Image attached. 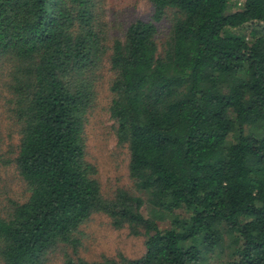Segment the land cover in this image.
I'll return each mask as SVG.
<instances>
[{
	"label": "trees",
	"instance_id": "16d2710c",
	"mask_svg": "<svg viewBox=\"0 0 264 264\" xmlns=\"http://www.w3.org/2000/svg\"><path fill=\"white\" fill-rule=\"evenodd\" d=\"M148 2L111 37L101 0H0V264H264V0ZM99 87L138 195L90 162ZM97 213L143 253L75 255Z\"/></svg>",
	"mask_w": 264,
	"mask_h": 264
},
{
	"label": "rangeland",
	"instance_id": "374dc122",
	"mask_svg": "<svg viewBox=\"0 0 264 264\" xmlns=\"http://www.w3.org/2000/svg\"><path fill=\"white\" fill-rule=\"evenodd\" d=\"M103 20L108 25V34L111 37L121 36L130 22L137 18H148L151 6L148 0H101L100 12ZM167 18L158 23L159 40L166 33ZM106 76L108 72L103 71ZM0 72V144L2 150L7 144L14 142L15 136L9 137L11 122L8 119L7 102L8 91L4 85ZM108 94L104 88L99 87L95 99L93 113L87 124L90 141V162L96 165L97 178L103 191L108 193L115 188H125L135 194H140L133 186V181L128 173V153L125 148L118 145L114 137H108L112 126L107 113ZM2 168V167H1ZM0 168V174L8 189L13 186L11 195L21 194L23 187L10 172ZM18 183V184H17ZM161 227H166V221H159ZM83 232L82 243L77 247L75 255L86 260H98L103 256L117 258L123 255L127 258H136L144 251V237L133 236L127 229H115L110 225L109 219L104 214H93L81 225ZM72 254V253H71ZM74 255V254H73ZM74 255V256H75ZM55 252L47 264H61V258ZM220 259H213L209 264H219Z\"/></svg>",
	"mask_w": 264,
	"mask_h": 264
}]
</instances>
